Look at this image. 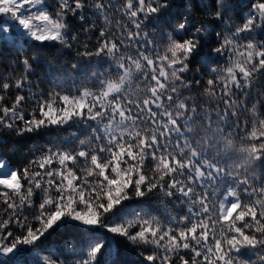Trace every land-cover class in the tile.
Here are the masks:
<instances>
[{"label": "snow or ice", "instance_id": "6c2138e0", "mask_svg": "<svg viewBox=\"0 0 264 264\" xmlns=\"http://www.w3.org/2000/svg\"><path fill=\"white\" fill-rule=\"evenodd\" d=\"M0 264H264V0H0Z\"/></svg>", "mask_w": 264, "mask_h": 264}]
</instances>
